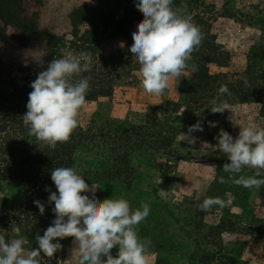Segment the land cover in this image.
<instances>
[{"label":"rangeland","instance_id":"rangeland-1","mask_svg":"<svg viewBox=\"0 0 264 264\" xmlns=\"http://www.w3.org/2000/svg\"><path fill=\"white\" fill-rule=\"evenodd\" d=\"M80 6H85V17L79 14L71 18L72 12ZM128 6L135 7L134 0H19V16L35 22L36 31L43 33L29 41L27 38L23 45L29 34L15 23L4 25L0 20L3 28L0 31L3 35L0 38V82L25 83L39 65L50 62L46 34L63 38L62 49L66 50L76 26L82 32L97 23L103 11H112L120 17ZM183 11L194 24L199 15L203 33L214 35L207 39L210 45L206 42L209 48L215 47L211 53L215 61L207 63L213 88L209 87L194 100L191 94L179 89L181 80L192 79L198 71L195 64L198 55L196 58L190 55L187 64L194 65V69L189 68L180 78H170L169 88L163 94L146 93L138 69L133 77L116 85L111 96L86 99L77 116L78 123L86 127L99 115L119 122L138 120V113L152 106H162L159 116L169 128L174 127L170 130L171 147L165 150L168 154L146 149L135 151L129 157L133 166L129 177L116 179L104 169L107 156L96 148L84 146L76 153L75 169L100 200L123 197L133 209L142 202L150 205L149 216L138 225V235L152 241L148 264H264V186L250 190L231 181L219 183L221 176L227 180L229 174L223 171V165L229 161L215 147L218 143L215 137L221 128L235 138L241 126L264 127V48H261L264 0H197ZM131 31L129 39H132ZM129 39L106 35L100 54L116 51L121 42L125 46ZM200 51L196 48L193 52ZM65 52L69 54L68 50ZM221 85H227L231 95L220 96ZM221 100L226 102L227 109L223 113H212L208 107ZM187 102H199L197 109L203 113L197 122L202 124L203 131L193 132L185 139L183 133L196 124L191 123L194 116L181 115ZM193 137L195 142L189 143ZM4 138L1 132L0 145ZM2 164L0 162V230L13 238L22 237L26 249L37 248L35 236L43 235L47 225L37 216L39 213L17 215L26 205L27 192L20 181L1 173ZM257 171L246 168L238 175L251 177ZM49 189L56 191L55 186ZM49 194L47 191L45 203L52 208L54 205L48 203ZM206 197H220L231 203L201 211L197 206ZM72 241V237L62 239L63 247L53 257L41 254L40 264H78ZM112 252L115 255L116 248Z\"/></svg>","mask_w":264,"mask_h":264},{"label":"clouds","instance_id":"clouds-1","mask_svg":"<svg viewBox=\"0 0 264 264\" xmlns=\"http://www.w3.org/2000/svg\"><path fill=\"white\" fill-rule=\"evenodd\" d=\"M134 5L143 12V19L131 31L129 50L139 64L143 90L159 96L169 88L170 78H180L189 68L194 69L187 60L201 44L203 34L190 15L173 7V0H134ZM92 62L89 53L65 54L37 74L22 116L30 136L50 148L69 140L90 88L89 78L82 74L90 71ZM218 94L231 95L227 85H221ZM208 108L212 113H223L227 105L221 100ZM196 131H203L200 122L190 125L183 135L187 139ZM215 139V147L229 161L223 165L229 174L227 180L221 176L219 183L231 181L250 190L264 186V127L241 126L235 138L221 128ZM194 142V137L189 140ZM246 168L258 171L251 177L238 175ZM51 180L56 191L47 186L45 191L50 192L48 203L54 205V219L43 235L36 234L38 247L26 249L22 237L13 238L0 230V264H40L41 254L53 257L66 237L73 238L78 264H148L152 241L138 235V225L150 214L147 202L133 209L123 197L100 200L73 167L53 168ZM33 203L43 215L45 204L40 200ZM230 203L220 197H206L197 207L207 211L213 205L223 208Z\"/></svg>","mask_w":264,"mask_h":264},{"label":"trees","instance_id":"trees-1","mask_svg":"<svg viewBox=\"0 0 264 264\" xmlns=\"http://www.w3.org/2000/svg\"><path fill=\"white\" fill-rule=\"evenodd\" d=\"M197 0H173V7L184 9L192 5ZM19 0H0V20L4 25L14 24L29 34L22 42L23 45L30 39H34L41 31H36L38 26L35 22L27 21L19 16L17 9ZM85 6L75 9L71 18L82 14L85 17ZM21 10V8L19 9ZM197 15L195 24L200 28L203 39L197 49L200 53L192 52L193 58L198 55L195 61L196 70H198L192 79H183L178 83V87L183 92L191 94V99L201 95L205 91L213 88L212 74L208 69L207 63L214 62V56H211L215 47L209 48L207 39L214 35L205 34L202 31V21ZM143 19V12L136 7L128 6L124 15L116 17L112 11H103L97 23H92L90 27L85 28L82 32L77 29L73 38L69 41V54H79L81 52L89 53L92 56V66L89 72L83 73V76L89 78L90 88L86 93V99H94L99 96H111L114 93L116 85L124 79L133 77L135 70L139 69L136 57L130 52L129 33L135 26V22ZM75 26V23L73 21ZM201 26V27H200ZM0 25V31H2ZM46 34V33H45ZM106 35L115 37L122 36L129 39L122 48L112 51L106 55L100 54V45ZM3 35H0L2 38ZM47 42V51L51 60L60 58L65 55V41L59 35L48 33L44 36ZM207 42V43H206ZM205 43V44H203ZM264 48V43L261 44ZM205 49V50H204ZM64 50V51H63ZM65 53V54H63ZM256 56L257 54L254 53ZM48 62V63H50ZM39 65V69L34 71V75L29 76L25 83L17 81L0 82V133L5 135L4 142L0 145L2 157L0 162L3 163L1 173L7 175L13 180L20 181L27 192V204L18 216H28L30 212L40 217L47 225L51 224L54 219L52 208L45 203L48 188L54 187L51 180V170L56 167H73L76 166V153L84 146H91L98 152L107 156L106 171L112 173L114 178L129 177L131 166L130 154L146 149L152 152L166 153L165 150L171 147L172 130L174 127L167 126L165 119L161 118L160 113L162 106L156 105L150 107L147 111L138 113L139 119H127L119 122L113 119L102 117L101 115L92 119L88 126L84 127L77 123L76 128L72 131L68 141L57 143L54 148L43 145L30 136L27 126L23 123V114L27 111L26 104L28 94L32 91L30 84L37 78V74L46 70L47 65ZM5 101L8 104H5ZM199 102L186 103L185 111L181 115L185 118L188 115L194 116L191 123H197L198 117L202 116L203 111L197 109ZM165 114V113H164ZM167 114V112H166ZM171 130V131H170ZM40 200L45 204V212L40 214L39 209L33 203ZM50 218L51 221H48ZM39 223V222H38Z\"/></svg>","mask_w":264,"mask_h":264}]
</instances>
